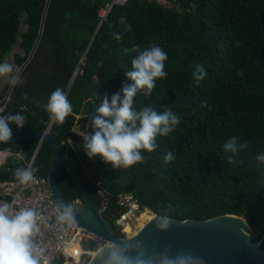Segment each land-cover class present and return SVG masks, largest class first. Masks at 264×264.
<instances>
[{
	"label": "trees",
	"instance_id": "1",
	"mask_svg": "<svg viewBox=\"0 0 264 264\" xmlns=\"http://www.w3.org/2000/svg\"><path fill=\"white\" fill-rule=\"evenodd\" d=\"M46 5L47 0H0V63L18 46L22 54H14V65L19 70L25 65ZM102 5L103 0H50L42 39L2 114L27 117L25 126H13V132L50 127L65 142L95 206H105L103 216L114 223L121 214L118 196L131 193L143 208L162 217L243 218L252 229L251 241L259 242L264 235V163L257 160L264 154V0H130L98 26ZM153 43L168 54V75L156 81L150 95L138 92L134 107L158 112L170 107L180 123L168 136L157 138L154 152L141 153V164L114 168L100 157L90 159L74 127L79 124L91 134L103 99L110 103L113 94L131 83L126 72L136 55L133 46ZM82 61L83 74L74 79ZM196 64L207 73L199 82L193 75ZM10 88L7 83L0 91V104ZM57 88L67 93L73 112L62 125H50L43 106ZM232 137L235 153L224 148ZM7 147L22 151L24 158L10 159L0 168V181L18 180L17 170L32 159L34 174L48 177L52 150L47 143L0 144V149ZM169 152L174 160L166 163ZM229 156L233 163H228ZM99 182L105 197L99 195ZM58 186L68 202L83 201L67 169ZM151 216L147 212L139 218L138 230ZM137 231L127 226L124 233L129 238ZM83 249L96 252L99 244L88 241ZM89 261L85 255L84 264Z\"/></svg>",
	"mask_w": 264,
	"mask_h": 264
},
{
	"label": "clouds",
	"instance_id": "2",
	"mask_svg": "<svg viewBox=\"0 0 264 264\" xmlns=\"http://www.w3.org/2000/svg\"><path fill=\"white\" fill-rule=\"evenodd\" d=\"M116 39L121 37L117 36ZM131 51L136 53L131 60V69L126 72L131 83L113 94L110 103L105 97L96 109L97 115L91 121L93 131L91 134L81 133L86 155L90 159L100 157L114 168H131L143 163L144 157L141 153L154 152L157 138L168 136L180 123V117L170 107L163 112L151 107L139 110L134 107V98L138 92L150 95L156 87V81L167 77L165 62L168 54L155 43L147 47L135 45ZM206 74L202 65H195L193 75L197 82L203 80ZM237 74L243 76V73ZM2 77H8L7 83L13 87L21 83L19 76L13 74V65L8 62L0 63V78ZM43 107L49 115L50 125H62L73 112L67 93L60 88L50 94ZM26 121L27 117L20 113L0 115V143L10 142L13 126L22 129ZM241 147H247V144H242ZM224 148L227 152L235 153L236 138L232 137L227 141ZM164 159L167 163L173 161L174 156L169 152ZM257 160L264 163V154L259 155ZM228 163H233L231 156ZM35 171L31 166L18 169L16 177L21 184L26 185L35 179ZM61 207L56 208L58 220L71 224L72 209L63 207L61 211ZM39 220L40 217L30 208L13 212L11 204L0 205V264H41V252L33 243L34 237L40 231ZM159 227L166 229L168 221L165 219ZM179 264H188V258H180Z\"/></svg>",
	"mask_w": 264,
	"mask_h": 264
},
{
	"label": "water",
	"instance_id": "3",
	"mask_svg": "<svg viewBox=\"0 0 264 264\" xmlns=\"http://www.w3.org/2000/svg\"><path fill=\"white\" fill-rule=\"evenodd\" d=\"M48 3L49 0L42 17L39 37L27 62L17 74L19 78L33 59L42 38ZM16 86H12L0 108L7 107ZM29 140L45 142L52 150L48 179L56 205L62 206L61 211L63 207H70L73 221L110 244L94 252L88 264H179L180 258H188V264H264V235L259 242L253 243L251 227L243 218L234 216L209 221H180L153 214V219L134 238L119 237L115 223L103 216L86 191L68 157L64 141L50 131L30 129L13 132L10 142L0 144ZM63 169H67L80 191L83 200L80 203L68 202L60 191L58 178ZM165 219L168 227L161 229L159 225Z\"/></svg>",
	"mask_w": 264,
	"mask_h": 264
},
{
	"label": "built area",
	"instance_id": "4",
	"mask_svg": "<svg viewBox=\"0 0 264 264\" xmlns=\"http://www.w3.org/2000/svg\"><path fill=\"white\" fill-rule=\"evenodd\" d=\"M130 0H103V5L98 9V26L107 21L108 15L112 13L117 6H124ZM152 2L154 0H145ZM178 3L179 0H171ZM84 62L77 68L74 79L82 75ZM4 108H0V115ZM10 158L23 159L22 152L15 151L13 147L0 150V167ZM34 159L28 163V167L33 165ZM27 167V168H28ZM35 179L28 184H21L19 180L2 182L0 181V205L8 203L12 205V211H19L21 208H30L40 217L38 221L39 233L34 237L33 243L41 252V264H84V256L88 255L90 260L94 252H85L83 244L93 241L99 244V248L110 246L99 237L89 233L84 228L72 220L71 224L60 222L56 211L57 205L54 200L53 192L50 187L48 177H42L34 174ZM100 188L99 195L105 197L103 184L98 183ZM80 203L81 201H76ZM118 206L121 214L115 222V226L120 233L127 236L124 230L127 226L137 222L143 212L152 213L143 208L138 198L131 193H122L118 196ZM106 207L103 206L100 211L103 214ZM78 247L80 249L78 257L71 253V250Z\"/></svg>",
	"mask_w": 264,
	"mask_h": 264
},
{
	"label": "rangeland",
	"instance_id": "5",
	"mask_svg": "<svg viewBox=\"0 0 264 264\" xmlns=\"http://www.w3.org/2000/svg\"><path fill=\"white\" fill-rule=\"evenodd\" d=\"M15 53H21L20 49L18 47H15L12 51V55L11 57L5 61V62H8V63H11L13 65V74H17V67L14 65V58H13V54ZM7 79L8 77H2L0 78V88H4L5 86V83H7ZM87 128V127H86ZM73 131L76 133V134H79L81 135V133H85L82 129H81V125H76V127H74ZM152 214V213H151ZM147 215V212H144L141 216H140V219H144ZM153 215V214H152ZM150 220V218H148V220L146 222H148ZM145 222V223H146ZM144 223V224H145ZM139 224L140 222L137 221L135 223H133V225H131L132 229L134 231H137L138 230V227H139ZM124 239H128V236H124ZM79 252H80V249L78 247H76L75 249V252H74V255H76V257H78L79 255Z\"/></svg>",
	"mask_w": 264,
	"mask_h": 264
},
{
	"label": "crops",
	"instance_id": "6",
	"mask_svg": "<svg viewBox=\"0 0 264 264\" xmlns=\"http://www.w3.org/2000/svg\"><path fill=\"white\" fill-rule=\"evenodd\" d=\"M47 2H48V0H47ZM49 2H50V0H49ZM152 2H153V1H152ZM48 4H49V3H48ZM47 10H48V9H47ZM180 10H181V9H180V7L178 6V11H180ZM97 12H98V11H97ZM43 14H44V12H43ZM46 15H47V13H46ZM42 17H43V16H42ZM45 19H46V17H45ZM26 26H28V25H26ZM25 30H26V28H25ZM40 30H41V29H40ZM43 30H44V29H43ZM39 34H40V32H39ZM42 36H43V34H42ZM38 37H39V36H38ZM41 39H42V38H41ZM40 41H41V40H40ZM17 47H18V46H17ZM18 48H19V47H18ZM20 51H21V50H20ZM15 54H16V53H15ZM20 54H22V51H21ZM11 55H12V54H11ZM13 56H14V54H13ZM10 57H11V56H10ZM13 58H14V57H13ZM84 59H85V58H84ZM25 69H26V68H25ZM20 70H21V69H20ZM20 70H19V71H20ZM19 71H18V72H19ZM18 72H17V74H18ZM17 74H16V75H17ZM5 84H7V83H5ZM4 87H5V86H4ZM11 88H12V86H11ZM11 88H10V91H11ZM1 90H3V88H0V91H1ZM9 93H10V92H9ZM9 93H8V95H9ZM8 95H7V96H8ZM10 98H11V97H10ZM4 99H5V98H4ZM9 101H10V100H9ZM5 108H7V107H5ZM5 108H4V110H5ZM28 130H30V129H28ZM20 131H21V130H20ZM47 131H50V127H48ZM15 132H16V131H15ZM7 148H8V147H7ZM3 149H5V148H2V149H0V150H3ZM14 150H15V148H14ZM15 151H17V150H15ZM19 152H22V151H19ZM22 154H23V152H22ZM23 156H24V155H23ZM10 159H14V158H10ZM10 159H9V160H10ZM9 160H8V161H9ZM15 160H20V159H15ZM8 161L5 162V164H7ZM33 163H34V161H33ZM5 164H4V165H5ZM4 165H3V166H4ZM3 166H2V167H3ZM2 167H0V168H2ZM27 167H28V166H27ZM32 168H33V165H32Z\"/></svg>",
	"mask_w": 264,
	"mask_h": 264
},
{
	"label": "bare ground",
	"instance_id": "7",
	"mask_svg": "<svg viewBox=\"0 0 264 264\" xmlns=\"http://www.w3.org/2000/svg\"><path fill=\"white\" fill-rule=\"evenodd\" d=\"M143 213H144V212H143ZM143 213H142V214H143ZM142 214H141V215H142ZM152 219H153V216L150 217V220H152ZM150 220H149V221H150ZM149 221H148V222H149ZM148 222H146V223H148ZM146 223H145L144 225H146ZM144 225H143L142 227H144ZM142 227H141V228H142ZM141 228H140V229H141ZM140 229H139L137 232H135L134 234H132L128 239H130V238H134V237L139 233ZM75 249H76V248H74V249L71 250V253H72L73 255H74Z\"/></svg>",
	"mask_w": 264,
	"mask_h": 264
}]
</instances>
